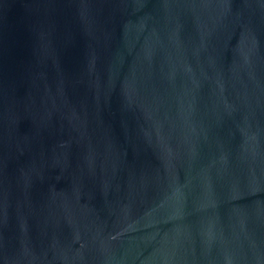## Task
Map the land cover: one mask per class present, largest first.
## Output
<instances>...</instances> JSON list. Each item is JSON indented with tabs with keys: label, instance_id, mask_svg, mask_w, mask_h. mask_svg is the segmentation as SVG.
Here are the masks:
<instances>
[{
	"label": "water",
	"instance_id": "obj_1",
	"mask_svg": "<svg viewBox=\"0 0 264 264\" xmlns=\"http://www.w3.org/2000/svg\"><path fill=\"white\" fill-rule=\"evenodd\" d=\"M0 264H264V0H0Z\"/></svg>",
	"mask_w": 264,
	"mask_h": 264
}]
</instances>
